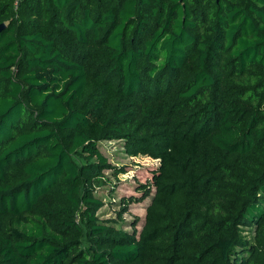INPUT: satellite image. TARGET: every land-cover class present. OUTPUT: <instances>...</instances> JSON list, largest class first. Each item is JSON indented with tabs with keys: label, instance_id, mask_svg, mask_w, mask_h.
Instances as JSON below:
<instances>
[{
	"label": "trees",
	"instance_id": "1",
	"mask_svg": "<svg viewBox=\"0 0 264 264\" xmlns=\"http://www.w3.org/2000/svg\"><path fill=\"white\" fill-rule=\"evenodd\" d=\"M0 23V264H264V0H0ZM112 139L157 162L100 218Z\"/></svg>",
	"mask_w": 264,
	"mask_h": 264
},
{
	"label": "rangeland",
	"instance_id": "2",
	"mask_svg": "<svg viewBox=\"0 0 264 264\" xmlns=\"http://www.w3.org/2000/svg\"><path fill=\"white\" fill-rule=\"evenodd\" d=\"M98 147L113 166H125V172L120 173L117 178H114L110 170H105L111 184L100 188L97 193L104 201V205L98 212L100 218H115L120 207V199L141 194L136 191L137 184L145 182L151 176L149 166L155 165L157 161L144 155L136 157L129 155L122 140H105L99 142ZM148 200L149 198L140 203H131L127 211L123 213V220L118 222L117 226L132 231L131 223L137 218V229L139 230L143 223Z\"/></svg>",
	"mask_w": 264,
	"mask_h": 264
},
{
	"label": "water",
	"instance_id": "3",
	"mask_svg": "<svg viewBox=\"0 0 264 264\" xmlns=\"http://www.w3.org/2000/svg\"><path fill=\"white\" fill-rule=\"evenodd\" d=\"M5 23H0V31H2L5 28Z\"/></svg>",
	"mask_w": 264,
	"mask_h": 264
}]
</instances>
